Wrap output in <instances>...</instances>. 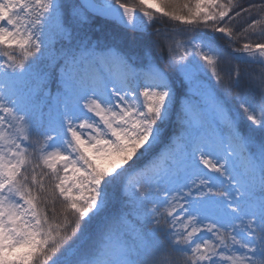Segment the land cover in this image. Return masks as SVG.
<instances>
[{
    "label": "snow or ice",
    "instance_id": "1",
    "mask_svg": "<svg viewBox=\"0 0 264 264\" xmlns=\"http://www.w3.org/2000/svg\"><path fill=\"white\" fill-rule=\"evenodd\" d=\"M0 264H264V0H0Z\"/></svg>",
    "mask_w": 264,
    "mask_h": 264
}]
</instances>
